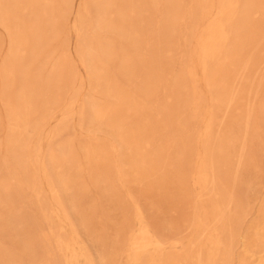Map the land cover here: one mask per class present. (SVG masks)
Here are the masks:
<instances>
[{
	"label": "rangeland",
	"instance_id": "374dc122",
	"mask_svg": "<svg viewBox=\"0 0 264 264\" xmlns=\"http://www.w3.org/2000/svg\"><path fill=\"white\" fill-rule=\"evenodd\" d=\"M0 264H264V0H0Z\"/></svg>",
	"mask_w": 264,
	"mask_h": 264
}]
</instances>
